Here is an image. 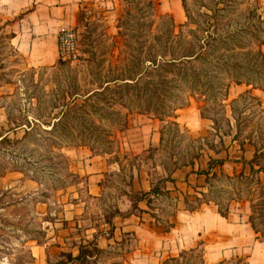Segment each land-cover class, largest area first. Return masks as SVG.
I'll return each mask as SVG.
<instances>
[{"label":"rangeland","instance_id":"1","mask_svg":"<svg viewBox=\"0 0 264 264\" xmlns=\"http://www.w3.org/2000/svg\"><path fill=\"white\" fill-rule=\"evenodd\" d=\"M157 1L158 13L171 14L177 24L185 22L182 0H163V3ZM257 1L264 14V0ZM188 2L190 5L193 3L192 0ZM124 7L123 0L82 6L77 11L74 25L63 29L75 32V55L61 56L53 64L39 66L30 65L26 56L12 44L13 33L7 27L11 20L5 17L8 14L4 10H0V135L7 133L12 139L22 138L25 128L17 127L8 131L10 127L17 122H25L27 118L33 119L35 114H48L52 102L59 101L63 91L72 92L83 87L88 91L97 86L98 61L104 59L107 64L122 58L119 54L121 39L117 35V23ZM250 88L244 83L241 86L232 85L226 100L228 116L231 117V101ZM253 93L261 96L264 101L263 90L253 89ZM204 106L203 98L196 95L189 97L187 105L179 108L175 117L164 121L154 115L139 116L140 113H129L126 126L115 132L118 140L115 146H102V149L111 153L96 155L90 147L93 146V139L86 141L90 145H64L61 149L51 151L53 139L47 135L38 136L40 141L27 147L0 145V264H55L60 260H70L75 257L71 253V243L78 240L74 236L66 244V235L78 233L79 220L82 219L100 228V224L105 222V216L131 202L126 196L127 192H143H134L130 186L134 176L141 174L156 183L160 176L167 175L164 168L182 167L190 162L208 164L210 157L226 159L224 164L229 166L223 169L231 178L221 175L213 182L212 187L206 188L208 197L216 198L220 206L228 203L230 207L245 208L250 215L255 216L258 227L263 230L264 216L261 213L264 210L258 208L256 203L264 190L256 181L260 177L264 184V173L252 172L251 167L257 169L264 166V152L252 164L249 161L254 156L253 145L246 144L242 147L240 141L232 142V136L228 135L224 136V143L221 145L219 132L213 128V121L201 115ZM238 107L242 109L243 106ZM106 114L104 113L102 122L109 130V126L113 128L111 116ZM244 116L247 117V123H243L246 124L244 135L253 132V139L261 142L264 137V110L254 104L241 114V117ZM171 121L177 122L179 127ZM232 122L234 123L233 119ZM143 125H146L144 129ZM150 129L157 132L160 142L143 149L145 136ZM226 129L225 124L222 131ZM125 142L136 144L135 149L128 148L130 144L126 145ZM210 144H214L215 150L218 149L219 152L209 148ZM199 152L201 156L194 157ZM60 154L67 160L61 158ZM79 164L112 165L106 171L98 173L100 181L96 186V171L88 172L93 167L82 169L81 166L78 167ZM240 174L246 176L239 179L237 176ZM90 175H93V185L89 182ZM159 186L162 188L164 185L160 183ZM161 195H164V202L161 201L164 205L161 208L165 212H161L160 220L164 221L173 211V206L169 207L168 202L174 204V200H168L166 193ZM151 198L153 207L160 208L161 204L158 205L156 200L160 197ZM184 205L187 207L186 203ZM123 213L126 214L123 216L128 215L127 212ZM110 232L111 230L109 235ZM98 234L99 231L96 230L97 238ZM203 248L199 247L195 256L187 257L181 264H208L205 249L202 262ZM122 254L120 250L104 251L98 254L97 264L122 262ZM226 261L225 264H242L243 260Z\"/></svg>","mask_w":264,"mask_h":264},{"label":"trees","instance_id":"2","mask_svg":"<svg viewBox=\"0 0 264 264\" xmlns=\"http://www.w3.org/2000/svg\"><path fill=\"white\" fill-rule=\"evenodd\" d=\"M123 1L124 12L117 23L122 58L107 64L104 59L98 61L97 86L94 89L85 91L83 87L72 92L63 91L59 101L52 102L48 114H35L33 119L27 118L25 122H17L10 127L8 131L25 128L22 138L12 139L4 133L0 135V145L27 147L38 143V136L47 135L53 139L51 151L64 145H90L86 141L93 139V146L90 147L96 155L111 153L102 146H115L118 142L115 132L126 126L129 113L154 115L164 121L175 117L176 111L187 105L190 96L198 95L205 102L201 115L213 121V128L220 135L219 143L223 145V138L228 135L232 136V142L240 141L242 147L253 145L254 156L249 161L253 164L264 152V137L257 142L253 139V132L244 135L246 124L243 123H247V117H241V114L254 104L264 110L260 97L253 93V89L264 91V14L258 1L192 0L190 5L189 0H182L186 20L181 24H177L171 14L158 13L157 0ZM243 83L251 88L231 101L230 117L226 103L229 89L233 84ZM239 105L243 106L242 109ZM104 113L111 116L112 129L110 126L109 130L105 128L102 122ZM171 123L179 127L177 122ZM225 124L227 129L222 131ZM161 140H164L163 131ZM209 148L215 150L216 146L210 144ZM215 151L219 152L218 149ZM200 153L194 157H200ZM59 156L67 160L63 154ZM225 160L210 157L208 169L198 170V173L206 175V188L212 187L221 175L231 178L224 172ZM188 165L193 164L190 162ZM251 171L264 173V166L257 169L252 166ZM244 176L246 174H240L237 178ZM171 179L167 176L159 178L156 183L151 181L149 191L127 192L132 202L127 214L137 211L140 201L151 203V197L167 194L164 186L160 188L159 185H165ZM256 184L264 190L260 177ZM210 202L217 205L222 216H228L230 204L220 206L216 198L208 197L206 191L193 200L185 198L186 208L191 211ZM256 206L264 210V194L258 198ZM123 215L126 214L117 208L105 216V222L111 225L110 235L114 230V217ZM261 215L264 216V212ZM250 221L264 238V228L261 230L258 227L253 214ZM199 247L182 250L178 256L170 257L162 264H181L187 257L195 256ZM102 252L96 237L87 244H81L77 256L55 264H97L98 254ZM203 252L204 248L201 257Z\"/></svg>","mask_w":264,"mask_h":264},{"label":"crops","instance_id":"3","mask_svg":"<svg viewBox=\"0 0 264 264\" xmlns=\"http://www.w3.org/2000/svg\"><path fill=\"white\" fill-rule=\"evenodd\" d=\"M106 1L109 0H0V10H4L8 14L5 17L11 20L7 27H10L13 33L12 44L26 56L30 65L39 66L53 64L60 59L59 33L64 28L74 25L77 11L82 6ZM160 1L163 3V0ZM260 98L264 106V101L261 96ZM145 127L146 125H143V129ZM145 138L143 149L160 142V136L154 129H150ZM125 144H130L128 148L133 150L136 147V144L127 142ZM111 165L79 164L78 167L81 166L82 169L93 167V170L88 172L96 171L97 186L100 181L98 173L106 171ZM226 166L229 164H224L223 168ZM199 169H208V164L164 168L168 173L160 178L167 176L172 178L166 181L163 187L168 192L166 198L174 200V204L168 202L169 207L173 206V211L167 215L166 220H160L161 212H165L161 208L164 205L161 203L164 195L160 194L157 196L160 198H156L158 205L161 204L160 208L153 207L152 202L143 200L139 202V209L136 212L114 217V231L111 236L109 223L104 222L100 224V228H96L88 220L82 219L78 224L79 232L75 235L68 232L64 242L69 244L76 236L78 241L71 243L73 244L71 253L76 256L80 252V244L96 238V230L99 231L97 242L102 250L123 252L122 262L107 264H160L178 255L182 250L198 245L204 247L208 264L237 259H242V264H264V238L254 229L250 214L245 208L231 206L228 216L224 217L213 202L203 203L199 209L193 211L185 207V198L201 196V192L206 190V175L198 173ZM91 179L93 175L89 177L90 185H93ZM151 181L152 179L144 175H136L132 180V189L134 192L149 191ZM127 198L130 201L129 197ZM118 208L121 212H128L131 202Z\"/></svg>","mask_w":264,"mask_h":264},{"label":"built area","instance_id":"4","mask_svg":"<svg viewBox=\"0 0 264 264\" xmlns=\"http://www.w3.org/2000/svg\"><path fill=\"white\" fill-rule=\"evenodd\" d=\"M59 50L61 56H74L77 46L76 35L73 30H63L58 36Z\"/></svg>","mask_w":264,"mask_h":264}]
</instances>
